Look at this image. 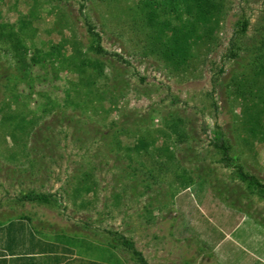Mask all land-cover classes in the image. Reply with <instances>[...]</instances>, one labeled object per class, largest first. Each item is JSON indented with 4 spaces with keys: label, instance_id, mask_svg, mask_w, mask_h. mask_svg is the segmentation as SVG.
Wrapping results in <instances>:
<instances>
[{
    "label": "rangeland",
    "instance_id": "rangeland-1",
    "mask_svg": "<svg viewBox=\"0 0 264 264\" xmlns=\"http://www.w3.org/2000/svg\"><path fill=\"white\" fill-rule=\"evenodd\" d=\"M223 4L219 27L178 64L159 34L179 24L171 0H0V35L28 23L30 63L57 47L22 80L0 36V227L29 219L18 254L39 238L72 249L73 264H141L124 236L147 264H264V196L237 174L264 183L251 122L264 100V0ZM26 115L38 119L28 135L4 125Z\"/></svg>",
    "mask_w": 264,
    "mask_h": 264
},
{
    "label": "trees",
    "instance_id": "trees-1",
    "mask_svg": "<svg viewBox=\"0 0 264 264\" xmlns=\"http://www.w3.org/2000/svg\"><path fill=\"white\" fill-rule=\"evenodd\" d=\"M223 12V0H171L170 15L174 16L179 24L171 25L168 23L159 27L160 35L164 33L165 29H168L167 32L169 33L168 40L163 43L166 57L178 64L185 63L188 60V57H190L192 44L197 40L212 35L219 27ZM156 14L157 12L152 9L147 17L151 26L150 28H155V32L158 33L156 28L158 27L157 23L159 22L156 20V17H158V14ZM27 25L28 23L22 18L20 19V29L22 30V34H20L19 31L17 32L14 29H10L7 34L1 33L0 35L8 45L4 50L5 55L14 63V68L18 72L16 74L20 73L22 80L29 78L28 74L33 65L42 63L44 66L48 61L47 59L54 57L57 48L53 47L52 52L48 51L43 53L37 51V56H34L30 63L28 61L29 49L25 44V36H23V30ZM88 25L89 31L93 33L92 25L89 21ZM248 25L249 22L247 20L239 22L240 32L245 33L248 29ZM7 27L8 26L3 24L0 25V29H5ZM90 48L98 55L108 54L98 42L91 45ZM57 56L58 55H56V57ZM55 60L60 61V58ZM260 73H264V65L262 66ZM13 76V74L9 76L11 81L13 80ZM262 102V105L258 104V107L260 106L261 110L254 113L251 117V122L254 124L253 128L260 129L263 131L264 135V100ZM37 124L38 119L28 118L27 115L21 118L8 117L4 122V125L7 128H10L12 132L21 131L27 135L35 129ZM140 145L145 146L147 144L144 143ZM217 146L223 153V161L231 165V161L234 159L230 155L229 146L225 144ZM237 174L239 179L246 183L249 188L254 189L264 196V183L256 175L245 171L244 167L241 165H237ZM189 181H191L190 178ZM22 198L23 200L32 202H50V197L46 194H38L34 192H29ZM27 222H29L28 218L12 220L0 227V264H73L76 258L74 259L72 249L55 243L44 242L39 238L37 240L38 242H41V248L39 251H27L24 254H18L15 251L16 247H21V245L19 246L20 241L18 236L28 230L25 226ZM120 239L122 245L133 253L136 260L140 261L141 264H147L144 254L137 249L132 240L124 236Z\"/></svg>",
    "mask_w": 264,
    "mask_h": 264
}]
</instances>
